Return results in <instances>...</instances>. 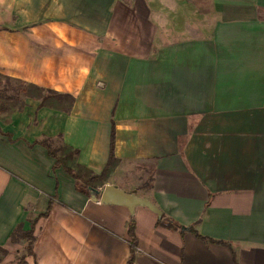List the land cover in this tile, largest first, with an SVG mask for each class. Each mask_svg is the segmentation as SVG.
Instances as JSON below:
<instances>
[{
  "label": "crops",
  "instance_id": "crops-1",
  "mask_svg": "<svg viewBox=\"0 0 264 264\" xmlns=\"http://www.w3.org/2000/svg\"><path fill=\"white\" fill-rule=\"evenodd\" d=\"M0 77V264H126L131 215L133 264H264V0H0ZM112 126L105 183L184 228L82 193L40 142L99 172Z\"/></svg>",
  "mask_w": 264,
  "mask_h": 264
},
{
  "label": "trees",
  "instance_id": "trees-1",
  "mask_svg": "<svg viewBox=\"0 0 264 264\" xmlns=\"http://www.w3.org/2000/svg\"><path fill=\"white\" fill-rule=\"evenodd\" d=\"M8 80V77H6ZM11 83L10 80H8ZM13 85V84H12ZM20 88L25 94L31 95L33 97H37L40 99V104H50L53 100L59 101L60 107H63L65 110H68L72 106V102L74 96L70 93H63L56 91L50 88H43L39 85L34 83H24L22 81H18L16 85ZM63 101V103H62ZM47 147L48 153L55 158L53 163V168L58 165H62L67 172L75 179V187L86 195H90L98 199L100 188L104 185L108 175L114 169L116 164L118 163V157L113 152V145H114V127L112 126L110 132V143H109V155L107 161L105 162L103 168L99 172H94L86 165L76 161V155L78 153V148L72 147L67 143H63L60 145H56L53 147L51 144V140L49 138H44L40 141ZM71 161V162H70ZM55 194L49 195V203L55 198ZM49 207L41 212L40 215H45L48 212ZM159 220L164 222L166 225L171 227H181L184 228L185 226L182 224L177 223L175 220L166 217L162 212L159 215ZM134 218L131 215L128 221V234H129V247H130V254L127 258L126 264H133L134 258V251L136 249V235L134 233ZM34 221L31 222V227L28 230L21 231L20 225H17L15 229L11 232L10 236L11 239L17 238L19 234L23 235L28 239L27 242V251H31V244H32V228H33ZM192 228V225H190ZM193 229V228H192ZM194 230V229H193ZM199 234L197 231H195ZM205 237V236H203ZM0 251H3V248L0 247ZM18 264H25L24 256H21L18 260Z\"/></svg>",
  "mask_w": 264,
  "mask_h": 264
},
{
  "label": "water",
  "instance_id": "water-1",
  "mask_svg": "<svg viewBox=\"0 0 264 264\" xmlns=\"http://www.w3.org/2000/svg\"><path fill=\"white\" fill-rule=\"evenodd\" d=\"M93 198L96 199L95 197ZM98 199L103 203H117L126 205L131 212L134 210L135 206L143 205L154 210L156 213H158V215L161 214V210L147 197L136 194L134 190H124L123 188L112 183H105L100 188Z\"/></svg>",
  "mask_w": 264,
  "mask_h": 264
},
{
  "label": "rangeland",
  "instance_id": "rangeland-1",
  "mask_svg": "<svg viewBox=\"0 0 264 264\" xmlns=\"http://www.w3.org/2000/svg\"><path fill=\"white\" fill-rule=\"evenodd\" d=\"M0 82H2L3 80H2V77H0ZM11 84H17V81H13V80H11ZM10 103H12V102H10ZM13 104H11L10 106H12ZM10 108V107H9ZM56 145H58V142L57 141H53V147H56ZM71 162V161H70Z\"/></svg>",
  "mask_w": 264,
  "mask_h": 264
}]
</instances>
